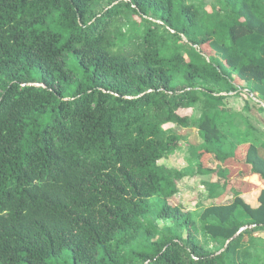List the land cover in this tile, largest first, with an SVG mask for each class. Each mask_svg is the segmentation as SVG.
<instances>
[{
  "label": "trees",
  "instance_id": "1",
  "mask_svg": "<svg viewBox=\"0 0 264 264\" xmlns=\"http://www.w3.org/2000/svg\"><path fill=\"white\" fill-rule=\"evenodd\" d=\"M240 90L264 101V0H0V264H264V141L220 109ZM168 124L193 164L158 163ZM192 165L232 197L170 205Z\"/></svg>",
  "mask_w": 264,
  "mask_h": 264
},
{
  "label": "rangeland",
  "instance_id": "2",
  "mask_svg": "<svg viewBox=\"0 0 264 264\" xmlns=\"http://www.w3.org/2000/svg\"><path fill=\"white\" fill-rule=\"evenodd\" d=\"M67 63L68 67L74 69L77 75L80 74V70L77 68L76 64L72 62V57L70 55L68 56ZM223 95H225V97L220 109L232 118L236 131L243 132L249 129L250 134L258 137L260 143L264 141V101H260L255 95L253 97L246 90H240L237 93H223ZM178 112L181 115L195 116L197 114V109H180ZM164 128L173 129L176 133L183 136V138H181L178 148L172 154L162 158L158 163L166 167L177 169L185 168L189 164H193L194 162H190L192 154L189 152L186 144L197 145L201 143L197 130L194 128L182 129L173 124L165 125ZM192 161H194V159H192ZM190 172H193V174L185 176L177 182L178 191L168 199L170 205L181 206L183 211L199 212L205 206L225 202L232 197L229 191L226 190V192L221 193L219 197L210 198L208 196V184L217 183L221 185L222 181L213 173L208 175L197 174L194 171V165H192ZM150 218L158 228L171 226L173 224L171 220H160L154 215H151ZM196 234L201 244L207 250L214 251L218 248V245L203 233L200 227H198ZM182 235L185 237V230L182 231ZM253 237L256 240L254 241L252 250L254 248L262 249L264 247V231L254 233ZM249 248H251V245ZM54 263L71 264L69 250L64 249L61 256L57 258Z\"/></svg>",
  "mask_w": 264,
  "mask_h": 264
},
{
  "label": "crops",
  "instance_id": "3",
  "mask_svg": "<svg viewBox=\"0 0 264 264\" xmlns=\"http://www.w3.org/2000/svg\"><path fill=\"white\" fill-rule=\"evenodd\" d=\"M258 192H259V190L258 189H256V190H253V191H251V192H248V193H244V194H242L243 195V197L245 198V200L247 201V202H249L251 205H256V197H257V195H258Z\"/></svg>",
  "mask_w": 264,
  "mask_h": 264
}]
</instances>
